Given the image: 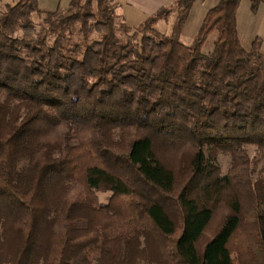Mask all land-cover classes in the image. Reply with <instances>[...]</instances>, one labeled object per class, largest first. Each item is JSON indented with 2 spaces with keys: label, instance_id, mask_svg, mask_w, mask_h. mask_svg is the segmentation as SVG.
I'll return each mask as SVG.
<instances>
[{
  "label": "trees",
  "instance_id": "16d2710c",
  "mask_svg": "<svg viewBox=\"0 0 264 264\" xmlns=\"http://www.w3.org/2000/svg\"><path fill=\"white\" fill-rule=\"evenodd\" d=\"M194 2L135 27L112 0L0 11V264H264V42L220 0L184 44Z\"/></svg>",
  "mask_w": 264,
  "mask_h": 264
},
{
  "label": "rangeland",
  "instance_id": "374dc122",
  "mask_svg": "<svg viewBox=\"0 0 264 264\" xmlns=\"http://www.w3.org/2000/svg\"><path fill=\"white\" fill-rule=\"evenodd\" d=\"M71 0H39V6L42 9L45 10H55L57 7H61V9H66L69 7ZM123 0H112L113 4L115 5V10L117 14L120 16L118 20H121L120 18H124L122 15V11L124 10L123 7H119V3ZM247 3H242L241 7L238 10V17H239V23H238V29L240 31V39L242 41V44L249 48V46L252 43V40L255 39V37L259 34L258 33V25L260 22V19H258L259 13L251 12L250 9V0H246ZM18 0H0V11L5 9L7 4H15ZM175 1L168 4L167 6H175ZM166 7V6H164ZM261 10H263V5L261 6L259 12L260 15ZM127 11V10H126ZM130 12V11H129ZM153 14V13H151ZM177 17V11L175 10L171 16L166 20H160L156 28L162 32L165 35H171L173 33V28L175 24V20ZM139 19V17H137ZM134 15L132 14L129 19H123L126 23H128L131 26H138L141 22L140 20H137ZM199 18L196 16L189 17V20L186 22L182 34L180 36V40L186 44V45H192L195 41V38L198 34V31L201 27V24H199ZM242 25H244L245 30L242 29ZM258 33V34H257ZM218 32L215 31L211 33L208 36V39L206 40L204 46H203V52L209 53L214 48L215 40L217 39ZM264 50V44L263 48ZM250 157L253 160V169H254V175L256 178H260L264 175V151L261 150L256 145H247ZM232 163V156L230 154L226 153H219L215 159V164H217L222 173H227L231 167ZM99 199L101 202L106 203L110 196L112 195V192L105 191V192H98ZM88 255L91 259H94L98 255L97 250H90L88 252ZM139 264H161L158 261L149 260V261H142Z\"/></svg>",
  "mask_w": 264,
  "mask_h": 264
},
{
  "label": "crops",
  "instance_id": "0c3cea01",
  "mask_svg": "<svg viewBox=\"0 0 264 264\" xmlns=\"http://www.w3.org/2000/svg\"><path fill=\"white\" fill-rule=\"evenodd\" d=\"M173 1H176V0H123L122 2L119 3V7L121 6L124 8V10L122 11V15L125 19H129L130 16L133 14L136 19H137V17H139V19H137V20H140V22H142L148 16L152 15L151 13H155L156 11H158L159 9H161L164 6H167L168 4L172 3ZM219 1L220 0H195L194 4L190 10L187 21L189 20V17L196 16V18L198 17L200 20L199 24H202V22H203L205 16L207 15L208 11L212 7H214L216 4H218ZM242 3H247V1L242 0L241 4ZM241 4H240L239 8L241 7ZM250 9H251V2H250ZM251 12L253 13L252 10H251ZM257 13H259L258 19H260L258 29H257L259 34L257 33L258 34L257 36L261 37L263 39V42H264V5H263V10H261L262 14L260 15L259 11ZM254 14L256 15V13H254ZM237 22L239 23V17H237ZM242 29L245 30L244 25H242ZM238 31H239V29H238ZM239 35H240V31H239ZM253 40H252V42H253ZM251 45H252V43H251Z\"/></svg>",
  "mask_w": 264,
  "mask_h": 264
}]
</instances>
